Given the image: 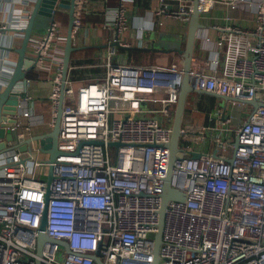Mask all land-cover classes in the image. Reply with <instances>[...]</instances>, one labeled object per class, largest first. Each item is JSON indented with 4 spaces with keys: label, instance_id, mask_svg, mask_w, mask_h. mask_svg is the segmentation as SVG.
I'll return each mask as SVG.
<instances>
[{
    "label": "built area",
    "instance_id": "1",
    "mask_svg": "<svg viewBox=\"0 0 264 264\" xmlns=\"http://www.w3.org/2000/svg\"><path fill=\"white\" fill-rule=\"evenodd\" d=\"M133 1L118 0L108 21L117 31V46H128L122 36ZM197 1L201 13L220 3L234 5V0ZM171 2L175 4L165 3L156 14L189 22L195 0ZM87 4L76 0L73 34L82 28L88 33L82 22ZM256 7L253 29L215 26L224 47L222 61L213 60L210 70L190 71L194 89L231 100L228 112L226 107L214 109L212 118L219 122L183 126L182 140L198 134L205 143L211 141L214 152L184 146L181 140L171 186L186 198L167 204L158 264H264V0ZM59 33L60 26L51 23L40 54ZM110 47L104 80L77 87L62 80L61 62L55 67L54 119L61 96L63 104L57 142L61 154L53 162L39 159L38 148L0 154V264H99L95 258L102 264L154 263L183 65L115 62L116 45ZM252 100L260 103L255 110L244 102ZM236 104L244 115L237 127ZM26 109L20 112L31 117ZM228 148H233L230 157L219 155ZM190 151L201 155L194 158ZM41 167L48 169L43 178L37 175ZM46 204L45 233L67 247L47 242L38 254Z\"/></svg>",
    "mask_w": 264,
    "mask_h": 264
},
{
    "label": "crops",
    "instance_id": "2",
    "mask_svg": "<svg viewBox=\"0 0 264 264\" xmlns=\"http://www.w3.org/2000/svg\"><path fill=\"white\" fill-rule=\"evenodd\" d=\"M171 1L134 0L129 3L130 24L125 35L122 36L123 42L128 46H117L114 43V40L118 38L117 31L108 27V21L114 17L118 0H110L108 4L97 0H87L88 4L82 22L85 28H88V33L86 34L85 29L82 28L73 34V45L77 49L72 52L67 79L72 80L77 87L104 80L106 75L105 62L112 44L116 45V54L111 56V59L115 62L141 65L176 63V54H181L180 51L184 50L186 46L189 22L183 23L174 19H164L156 14L158 8L165 3L175 4ZM261 1L234 0V5L220 3L210 11L201 13L200 23L202 28L198 29L196 35L194 67L210 70L213 60L222 61L224 47L219 43V32L215 29V26L239 25L245 29L255 28L258 23L256 4ZM35 4L36 0H0V92L5 90L16 69L19 60L17 51L24 40V30L29 24ZM54 22L60 26V33L56 39L50 41L43 54H40V47L49 27L45 29L47 33L45 31V33L34 32L32 34L26 48L25 57L36 63L25 70L26 77L19 81L20 86L18 89L25 96L20 99L21 103L18 106L19 111L16 118L8 115L3 117L2 125L8 129H18L20 140L46 133L54 125L55 119L52 113L50 96L53 94L55 80L59 75V71L55 67L59 62L63 66L69 22L68 10L59 9L55 14ZM2 25H6L8 28L1 29ZM110 26L112 25L110 24ZM156 40L162 42L165 46H157ZM180 44H183V47H180ZM145 52L154 53L157 56L156 60L148 62L149 56ZM168 53H171L170 57H168ZM219 68H221V64ZM60 75L62 77V72ZM15 90L17 89L15 88ZM212 98L215 100L213 104ZM223 101L226 100L193 93L190 96L189 105H187V107H190L193 104L192 112L186 111L184 116V119H188L187 125L200 127L219 122L220 119L215 120L212 118V113L216 107L221 106ZM225 107L228 112V101H226ZM24 108H27L26 110L30 112L31 117L26 118L20 112ZM252 108L248 104V109L251 110ZM242 112L243 107L241 106V112L239 115H235L234 126L236 127L244 120ZM233 113L235 114V110ZM202 118L201 122L194 123V119L200 120ZM190 119H193L192 122L189 121ZM183 125L185 126L186 123H183ZM197 136L199 135L193 134L189 139L184 138L182 143L186 145L190 143L192 148L199 151L214 152L210 140L205 143L202 136H199V138ZM234 141L233 138L232 143ZM199 143H201L200 147H198ZM37 148L38 144L33 143L31 150H37ZM232 152L233 148H228L227 151H220L219 155L230 157ZM47 157L44 155L41 158L45 159Z\"/></svg>",
    "mask_w": 264,
    "mask_h": 264
},
{
    "label": "water",
    "instance_id": "3",
    "mask_svg": "<svg viewBox=\"0 0 264 264\" xmlns=\"http://www.w3.org/2000/svg\"><path fill=\"white\" fill-rule=\"evenodd\" d=\"M75 4L76 0H36V4L30 16V21L27 28L24 30V40L21 47L18 49L19 60L16 66V69L13 73V76L9 83L7 84L5 90L0 92V154L3 152H26L31 151L32 144L37 143L38 149L40 152L47 154L50 162H53L55 158L61 154L58 150V134L59 126L62 116V104L63 97H60V102L58 105L57 115L55 122L51 130L46 133H40L34 136H30L24 140L19 139L18 129L15 128H6L2 125L4 120V115L9 117H17L18 106L20 104V99L24 98V93L15 90V85L19 81H22L26 77V69L33 66L36 62L29 60L25 57L26 48L28 46L29 40L34 32H39L36 30V22L39 17L49 18L50 25L55 20V14L59 9H66L69 12V22L67 27V37L65 44L64 52V61H63V70H62V80L64 81L67 78L68 71L70 68V60L72 52L77 48L73 45V23H74V13H75ZM201 11L199 9L198 1L195 0L192 7L191 18L189 21L188 27V36L187 42L184 50L180 51L183 55V70L184 76L179 92V100L176 106L173 125H172V137L169 144L170 148V161L168 167V173L165 179V184L161 193V208L159 211V223L158 231L155 236V249H154V263L158 264L160 259V246L162 244V233L165 223V212L167 204L170 200L184 201L186 198V193L177 189H174L171 186V176L174 161L182 153L181 140H182V129H183V119L185 116L186 107L190 101V96L193 92L197 94L210 95L223 100L229 101L231 98L220 95L218 93L209 92L204 89H194L190 83V71L194 67V48L197 31L199 28H202L200 23ZM49 25V27H50ZM247 104H250L255 110L260 103L257 100L244 101ZM117 145V143L112 144ZM234 146H238V139H235ZM191 155L194 158H198L201 155V152L190 151ZM52 176V168H49V177L50 181ZM46 201H48V196H46ZM47 223V204L45 206L42 223L40 227V233L38 235V254H41L43 245L47 242L51 243H61L67 247V243L64 241H56L47 236L45 233V227ZM99 264H102L99 258H95Z\"/></svg>",
    "mask_w": 264,
    "mask_h": 264
},
{
    "label": "rangeland",
    "instance_id": "4",
    "mask_svg": "<svg viewBox=\"0 0 264 264\" xmlns=\"http://www.w3.org/2000/svg\"><path fill=\"white\" fill-rule=\"evenodd\" d=\"M49 25H50V19L49 18L39 17L37 19V22H36V30L39 31V32H41V33H45V31H46L45 29H47L49 27ZM47 31H46V33H47ZM156 43H157V46H165L162 42H160L158 40H156ZM182 45L183 44H180L179 46L181 47ZM145 53L149 56L148 62H154L156 60V57L157 56L154 53H152V52H145ZM170 54L171 53H168V57H170ZM175 61H176V63L183 65V55H181L180 53H177L176 54ZM191 103H193V102L191 101ZM225 105H226V101H223L221 103V106L220 107L224 108ZM192 109H193V104H191L190 107L188 106L187 109H186V111H188V112L190 111V113H191L192 112ZM234 110H235V114L234 115H239V113L241 112V105L236 104V107H235ZM186 111H185V113H186ZM169 117H171V115H169ZM195 118H196V116H195ZM192 120L193 119H190L189 121L192 122ZM202 120H203V118L200 119V120H195L194 119V123L201 122ZM187 121H188V119L187 120L186 119H183V123H186V125L188 123ZM183 144H184V146H186L185 143H183ZM188 145L190 146V143H188ZM200 146H201V143L198 144V147H200ZM35 155L37 157L39 156L38 157L39 159H43L41 157H43L44 155L47 156V154H44L42 152H40L39 154H36L35 153ZM47 173H48V169L45 168V167H41V168L38 169L37 175H38V177L43 178V177H45L47 175Z\"/></svg>",
    "mask_w": 264,
    "mask_h": 264
},
{
    "label": "trees",
    "instance_id": "5",
    "mask_svg": "<svg viewBox=\"0 0 264 264\" xmlns=\"http://www.w3.org/2000/svg\"><path fill=\"white\" fill-rule=\"evenodd\" d=\"M211 101H212V104H213V103H214V101H215V100H214V98H212V100H211ZM188 105H189V104H188ZM186 109H187V108H186Z\"/></svg>",
    "mask_w": 264,
    "mask_h": 264
},
{
    "label": "bare ground",
    "instance_id": "6",
    "mask_svg": "<svg viewBox=\"0 0 264 264\" xmlns=\"http://www.w3.org/2000/svg\"><path fill=\"white\" fill-rule=\"evenodd\" d=\"M196 90V89H195ZM193 93H196V92H193ZM171 142V141H170ZM169 150H170V148H169ZM169 161H170V156H169Z\"/></svg>",
    "mask_w": 264,
    "mask_h": 264
}]
</instances>
